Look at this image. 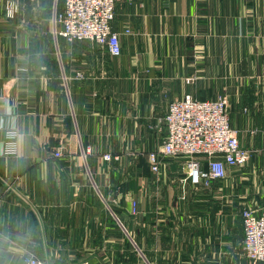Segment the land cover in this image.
Segmentation results:
<instances>
[{
  "label": "crops",
  "instance_id": "obj_1",
  "mask_svg": "<svg viewBox=\"0 0 264 264\" xmlns=\"http://www.w3.org/2000/svg\"><path fill=\"white\" fill-rule=\"evenodd\" d=\"M50 7H0V264H251L242 210L264 205V0H118L120 55L57 44ZM187 93L227 95L254 149L210 187L183 189L181 159L160 173L148 161ZM9 129L17 152L3 154Z\"/></svg>",
  "mask_w": 264,
  "mask_h": 264
},
{
  "label": "built area",
  "instance_id": "obj_2",
  "mask_svg": "<svg viewBox=\"0 0 264 264\" xmlns=\"http://www.w3.org/2000/svg\"><path fill=\"white\" fill-rule=\"evenodd\" d=\"M23 0H0L8 17L19 14ZM118 0H53L51 9L52 34L58 44L60 38L68 43L93 42L106 47L112 55L122 53L121 32L114 29ZM124 32L130 34V27ZM79 75H83L79 72ZM69 79L63 76L69 93ZM163 141L159 148L148 152L153 172L160 173L168 158L181 159L186 173L183 179L195 188L210 187L217 178L227 175L228 167L247 165L254 149L244 146L239 129L234 127L230 116L227 95L199 99L191 93L170 101L163 117ZM17 131L9 129L7 140L2 143L3 154L17 152ZM62 155L61 151L56 153ZM106 159L113 158L105 153ZM116 202V201H115ZM133 213L137 202H133ZM242 254L251 264L264 263V205L247 206L242 210ZM27 264H47L35 255L25 257ZM82 264H90L84 262Z\"/></svg>",
  "mask_w": 264,
  "mask_h": 264
},
{
  "label": "rangeland",
  "instance_id": "obj_3",
  "mask_svg": "<svg viewBox=\"0 0 264 264\" xmlns=\"http://www.w3.org/2000/svg\"><path fill=\"white\" fill-rule=\"evenodd\" d=\"M52 4H53V0H50V5H51V7H50V13H51V9H52Z\"/></svg>",
  "mask_w": 264,
  "mask_h": 264
}]
</instances>
